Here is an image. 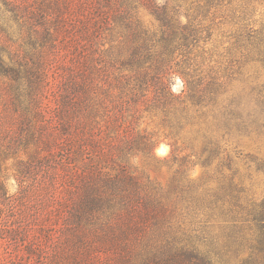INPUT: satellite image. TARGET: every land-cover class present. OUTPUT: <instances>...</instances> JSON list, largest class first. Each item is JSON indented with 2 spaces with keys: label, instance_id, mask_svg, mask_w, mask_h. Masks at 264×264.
Returning <instances> with one entry per match:
<instances>
[{
  "label": "rangeland",
  "instance_id": "1",
  "mask_svg": "<svg viewBox=\"0 0 264 264\" xmlns=\"http://www.w3.org/2000/svg\"><path fill=\"white\" fill-rule=\"evenodd\" d=\"M148 1H114L93 40L61 47L48 75L50 150L41 147L30 161L22 147L13 155L0 148V218L7 220L0 264H109L120 251L104 233L109 208L83 220L69 209L72 165L87 177L119 175V184L132 188L122 175L128 171L142 191L168 202L174 227L210 264L249 257L252 225L225 214L234 201L249 208L264 201V61L253 42L264 25V0ZM0 26L24 55L33 51L18 39L1 0ZM143 38L149 58L140 54ZM156 53L171 63L163 77L169 92L155 84ZM203 77L222 83L204 103H192L182 90ZM65 97L76 103L70 132L55 116ZM33 149L29 144L28 153ZM6 196L16 202L12 212ZM17 225L22 229H11Z\"/></svg>",
  "mask_w": 264,
  "mask_h": 264
},
{
  "label": "trees",
  "instance_id": "2",
  "mask_svg": "<svg viewBox=\"0 0 264 264\" xmlns=\"http://www.w3.org/2000/svg\"><path fill=\"white\" fill-rule=\"evenodd\" d=\"M114 1L116 3V0H39L35 3L28 0H1L4 12L18 28V39H26L25 43L33 48L31 53L24 55V50L16 45L17 40H12L8 31L0 26L2 155L16 154L22 147V152L30 160L37 158L41 147L50 150L51 139L45 129L51 89L49 71L56 60L62 57L61 47L74 50L80 44V37L87 40L96 37L101 24L108 22ZM253 40L258 55L264 61V25L256 32ZM143 41L140 54L149 58L151 48L147 47L145 38ZM162 52L166 53V49ZM163 53L155 54L150 68L157 73L154 75L157 80L155 84L169 92L163 77L171 73V63L163 61L160 55ZM221 83L205 77L196 83L187 80L182 91H185V97L192 103H204L212 94L217 93ZM161 97L162 94L156 91L155 98ZM74 105L76 103L73 104L69 97H65L64 109L60 108L55 113V116L62 119L61 127L65 132L72 129L74 112L71 109L74 110ZM29 144L35 147L33 153H28ZM59 156L61 160L66 159ZM70 172V189L73 192L69 199V209L75 218L91 219V216L99 215L104 208L111 210L113 218L106 225L109 230L104 233L118 244L120 251H112L113 257L109 259V264H210L191 248L189 239L183 237L185 233L174 227L171 221L174 210L168 202L161 196L142 191L128 171L125 170L122 175L133 184L132 188L120 185L119 175L106 171L99 170V178H92L72 165ZM24 177L22 175L20 179L21 184L26 180ZM48 180L55 187L52 175ZM98 181L104 182L105 188L98 187ZM6 197L9 198V209L12 212L16 202L10 196ZM48 197L51 198L50 195ZM0 207H4L2 202ZM225 215L247 222L254 229L253 241L248 246L250 254L244 264H264V201L252 204L250 208L234 201ZM4 222L7 223V220L0 218V224L6 225ZM11 229L17 231L22 228L17 225ZM234 236L230 235L235 243L238 238Z\"/></svg>",
  "mask_w": 264,
  "mask_h": 264
},
{
  "label": "bare ground",
  "instance_id": "3",
  "mask_svg": "<svg viewBox=\"0 0 264 264\" xmlns=\"http://www.w3.org/2000/svg\"><path fill=\"white\" fill-rule=\"evenodd\" d=\"M165 147H166V146H165ZM165 147L162 146V147L160 148V150H161V151H165V149H167V147H166V148H165Z\"/></svg>",
  "mask_w": 264,
  "mask_h": 264
}]
</instances>
